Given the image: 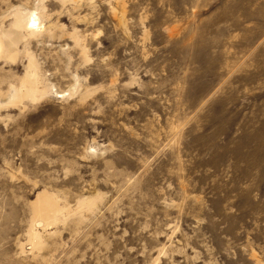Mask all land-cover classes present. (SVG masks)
Wrapping results in <instances>:
<instances>
[{
    "label": "rangeland",
    "instance_id": "obj_1",
    "mask_svg": "<svg viewBox=\"0 0 264 264\" xmlns=\"http://www.w3.org/2000/svg\"><path fill=\"white\" fill-rule=\"evenodd\" d=\"M0 38V264H264V0H0Z\"/></svg>",
    "mask_w": 264,
    "mask_h": 264
},
{
    "label": "bare ground",
    "instance_id": "obj_2",
    "mask_svg": "<svg viewBox=\"0 0 264 264\" xmlns=\"http://www.w3.org/2000/svg\"><path fill=\"white\" fill-rule=\"evenodd\" d=\"M40 18L38 16V13L36 11H31L28 14H22L21 12H17L15 14V23L14 26L18 29H25L30 32L31 35H39L38 33H42L43 27L41 26L39 22ZM4 41L0 38V57L3 55V48H4ZM30 66L33 68H36V64L34 61L30 62ZM33 79V81L31 80ZM28 80L31 81L30 86H25V90L17 93L14 95V101L17 99H21L23 96L27 97H34L35 93L38 90L39 83L41 82L38 77L37 73H29ZM51 89V88H50ZM50 90H45L44 94H47ZM55 93L60 95L59 97H64V92H58L55 90ZM47 196V195H46ZM48 198H45V200L38 205V210L41 215H44L46 217L48 225H50L52 220H57L58 214L60 213V209L55 205V203L51 200L50 196H47ZM37 237V235H36Z\"/></svg>",
    "mask_w": 264,
    "mask_h": 264
}]
</instances>
